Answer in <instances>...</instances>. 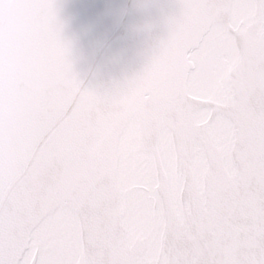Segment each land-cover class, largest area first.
I'll return each mask as SVG.
<instances>
[{
  "label": "snow or ice",
  "instance_id": "obj_1",
  "mask_svg": "<svg viewBox=\"0 0 264 264\" xmlns=\"http://www.w3.org/2000/svg\"><path fill=\"white\" fill-rule=\"evenodd\" d=\"M154 7L105 76L0 0V264H264V0Z\"/></svg>",
  "mask_w": 264,
  "mask_h": 264
},
{
  "label": "water",
  "instance_id": "obj_2",
  "mask_svg": "<svg viewBox=\"0 0 264 264\" xmlns=\"http://www.w3.org/2000/svg\"><path fill=\"white\" fill-rule=\"evenodd\" d=\"M68 34L76 39L82 71L118 75L134 66L146 37L139 27L166 0H61Z\"/></svg>",
  "mask_w": 264,
  "mask_h": 264
}]
</instances>
